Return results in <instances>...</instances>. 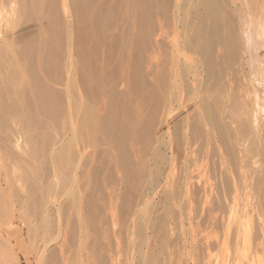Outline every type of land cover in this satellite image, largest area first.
<instances>
[{
	"label": "bare ground",
	"instance_id": "6f19581e",
	"mask_svg": "<svg viewBox=\"0 0 264 264\" xmlns=\"http://www.w3.org/2000/svg\"><path fill=\"white\" fill-rule=\"evenodd\" d=\"M263 48L264 0H0V264H264Z\"/></svg>",
	"mask_w": 264,
	"mask_h": 264
},
{
	"label": "rangeland",
	"instance_id": "374dc122",
	"mask_svg": "<svg viewBox=\"0 0 264 264\" xmlns=\"http://www.w3.org/2000/svg\"><path fill=\"white\" fill-rule=\"evenodd\" d=\"M1 54V53H0ZM260 57L262 56L264 58V48L259 53ZM2 55H0V58ZM262 59V58H261ZM12 240V247L15 252V262L16 264H35L34 263V254L31 251H27L22 247V244L17 242L15 239ZM23 248V249H22Z\"/></svg>",
	"mask_w": 264,
	"mask_h": 264
}]
</instances>
